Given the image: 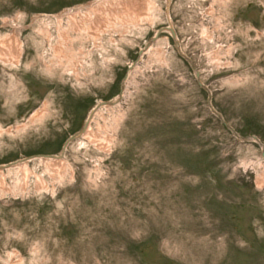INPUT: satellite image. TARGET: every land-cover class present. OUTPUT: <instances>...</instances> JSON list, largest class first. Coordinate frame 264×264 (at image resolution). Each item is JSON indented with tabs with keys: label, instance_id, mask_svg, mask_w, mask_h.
<instances>
[{
	"label": "rangeland",
	"instance_id": "1",
	"mask_svg": "<svg viewBox=\"0 0 264 264\" xmlns=\"http://www.w3.org/2000/svg\"><path fill=\"white\" fill-rule=\"evenodd\" d=\"M101 1L0 0V40L13 22L22 43L0 63V167L43 175L41 158L115 101L90 123L108 152L67 146L72 179L22 188L3 170L0 264H264V0H169L168 15L150 0L51 66L54 18ZM169 20L184 57L167 32L139 56Z\"/></svg>",
	"mask_w": 264,
	"mask_h": 264
},
{
	"label": "bare ground",
	"instance_id": "2",
	"mask_svg": "<svg viewBox=\"0 0 264 264\" xmlns=\"http://www.w3.org/2000/svg\"><path fill=\"white\" fill-rule=\"evenodd\" d=\"M167 2L170 4L169 0H167ZM149 5L150 0H102L101 2L92 3L84 9L74 8L56 16L54 19L56 22L55 33L57 45L53 49L50 65L54 68L66 67L67 65L70 66L74 61H72L73 58L70 55L71 53H67V49L72 47L73 42L77 41L79 38L83 39L87 36L97 40L103 33L109 30L112 31L113 28H123L127 24L133 23V21L137 19L136 16L139 17L137 13H139L142 8H147ZM5 24L6 22L4 25ZM169 24H171L170 20L165 27H168ZM7 26H10L11 31L5 38L1 39L2 41L0 40V63L2 62L3 65L8 63L13 65L19 59L22 44L20 40L21 32L20 27L13 22L7 24ZM164 32H167L171 37L169 31ZM45 33L49 36L47 29ZM157 38L158 37H156L155 40ZM152 42L153 41H151V43ZM96 44L98 45L99 43L97 42ZM149 48L145 52L149 51ZM80 53H82L81 50H79V54ZM144 53H142V56ZM111 103L115 104V101ZM92 121L93 118L80 138L84 139L87 143L92 144L96 150L100 152H108L109 146H111L113 141V136L108 134L109 131L106 126L92 129L90 126ZM65 151L66 148L60 156H45L41 158L43 175H39L31 170L26 163L28 162L27 160L11 164L10 166H3V168L0 167V193L9 191L5 181L6 174L3 171L4 169H7L8 173L10 171L8 169H15V174L20 176L19 182L22 188L27 185L31 177L34 179V186L38 190H47L49 189V186L53 188V183L60 182L67 174L70 176V179H72L73 170L63 159ZM44 175L50 179L49 183Z\"/></svg>",
	"mask_w": 264,
	"mask_h": 264
},
{
	"label": "water",
	"instance_id": "3",
	"mask_svg": "<svg viewBox=\"0 0 264 264\" xmlns=\"http://www.w3.org/2000/svg\"><path fill=\"white\" fill-rule=\"evenodd\" d=\"M169 5H170V4H168L167 7H166V14L169 13ZM164 31H169V32H170V34H171V38H172V40L175 42V46H176V48H177V50H178V52H179V55H180L181 57H184V55L181 53V51H180V49H179V44L176 42V33H175L173 27L171 26V24H169L168 27L160 28V29L157 31L156 36H155L154 38H152L151 41H154L155 38L158 37V35H159L160 33L164 32ZM150 43H151V42H149V43H148V44H147L142 50H140V51L138 52V55H139V56H141L142 53H144V52L150 47ZM137 60H138V59H137ZM137 60H136L134 63H132V65L128 68V70H131V69L134 67V65H135V63L137 62ZM187 61L190 62L189 60H187ZM195 77H196V79H197V83H198V85H199L201 88L206 89V87H205V86L199 81V72L195 71ZM210 101H211V99H210V97H209L208 102L210 103ZM110 104H111V102H103V103H101V104H99V105H96V106L93 108V110L90 112L89 116L87 117V120L85 121L83 127H82L78 132H76V133H74L73 135H71L70 137H68V139L64 142V144H63V146H62V148H61V153L65 150V148H66L71 142H73V141H75L76 139L80 138V137L84 134V132L86 131L87 126H88L90 120L92 119L93 114L95 113V111H96L98 108L102 107V106H108V105H110ZM210 107H211V110L213 111V113H214L217 117L220 118V114L217 113V112L212 108V106H210ZM224 125L227 126L225 123H224ZM227 127H228V126H227ZM251 139H252L253 141L259 143V139H258L257 137L252 136ZM261 149H262V150H261V156L264 158V146H262ZM1 168H3V167H1Z\"/></svg>",
	"mask_w": 264,
	"mask_h": 264
},
{
	"label": "flooded vegetation",
	"instance_id": "4",
	"mask_svg": "<svg viewBox=\"0 0 264 264\" xmlns=\"http://www.w3.org/2000/svg\"><path fill=\"white\" fill-rule=\"evenodd\" d=\"M17 9H20V8L17 7Z\"/></svg>",
	"mask_w": 264,
	"mask_h": 264
}]
</instances>
